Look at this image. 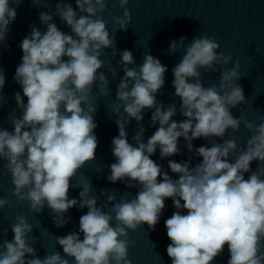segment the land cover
<instances>
[{
  "label": "clouds",
  "instance_id": "1",
  "mask_svg": "<svg viewBox=\"0 0 264 264\" xmlns=\"http://www.w3.org/2000/svg\"><path fill=\"white\" fill-rule=\"evenodd\" d=\"M20 3L0 0V45L16 19V10L10 4ZM128 3L118 0L123 9L122 17H113L119 24L118 31H127L131 23ZM76 5L82 13L79 16L69 3L58 2L55 8L72 34L59 30L53 16L41 12L39 19L46 25V32L30 26V35L19 45L23 56L14 80L21 85L27 103L19 92L15 93L22 115L17 117L15 110L10 114L14 131L0 128V160L6 161L4 168L11 175L17 200L28 201L35 213H41L47 205L57 227L68 223L65 214L69 209L86 207L87 213L79 219L83 239L75 231L56 237L65 256L54 252L41 259L29 244L33 226L19 215L11 224L13 240L0 244V264H69L65 257L74 258V264H132L129 248L135 247V241L129 238V230L135 231L142 224L155 230L166 198H172L176 209L165 220L171 241L166 251L172 264H212L225 245L230 253L227 264H264V118L256 124L246 120L242 111L239 118L233 116L231 109L248 103L238 83L245 74L240 71L239 60L231 69L217 67L229 64L232 56L218 53L220 45L214 37L196 36L172 69L174 96L180 98V114L186 118L179 123L172 120L177 112L175 104L165 109L163 102L156 100L164 87L167 67L150 54L139 67H129L135 65L133 53H120L118 63L123 65L124 76L115 98L120 104L113 112L118 117L122 107L128 118L139 123L144 110L155 109L151 124L158 122L159 128L144 143L145 129L141 126L133 136L134 146L125 130L130 120L117 119L119 134L111 142L116 162L110 165L107 179L126 182L127 187L138 184L139 191L130 200L121 197L117 201L115 190H102L101 195H107V202L113 204L109 212L97 207V197L90 195L91 179L82 186L73 185L82 187L79 200L69 198L70 181L86 163L95 160L98 147L94 134L96 107L89 99L93 86L98 82L100 93L110 95L108 78L98 72L105 66L100 57L107 48L113 50V57L117 54L114 36H110L103 17L97 15L106 10V0H76ZM186 39L181 36L179 41H171L169 54H175ZM201 69L220 71L219 85L204 87ZM109 71L116 75L110 62ZM4 84L0 69V101ZM242 122L252 133L246 148H238L234 139H224L211 147L196 148L202 162L194 167L169 160L168 167L179 174L178 179H172L150 158L157 148L161 159L179 154L180 137L192 152L193 140L223 139L228 129L238 131ZM253 161L260 162L255 171L250 167ZM245 173H250L247 179ZM8 204L6 197L0 198V209ZM181 209L187 214H181Z\"/></svg>",
  "mask_w": 264,
  "mask_h": 264
},
{
  "label": "water",
  "instance_id": "2",
  "mask_svg": "<svg viewBox=\"0 0 264 264\" xmlns=\"http://www.w3.org/2000/svg\"><path fill=\"white\" fill-rule=\"evenodd\" d=\"M58 2L69 3L81 15L77 8L76 0H21L17 6L10 4L16 10V19L9 25V32L6 35L3 45H0V69L5 76L3 87V100L0 101V128L14 131L9 116L15 110L17 117L22 115L19 109L15 93L19 92L23 102L27 103V97L23 95L21 85L14 80L17 66L22 63L23 52L19 45L22 40L29 36L31 27L35 26L43 34L46 32V25L42 24L39 15L41 12H48L53 16V21L59 30L66 34H72L70 27L56 15L55 8ZM106 10L98 13L106 21V27L110 36H114L117 54L112 56V49L107 48L101 55L105 66L98 70L103 72L109 80L110 95L104 96L100 93L98 82L93 86L92 94L89 97L92 105L96 107L94 120L97 127L94 134L98 140V147L95 152V160L85 164L77 175L70 181L68 196L70 199L79 200L81 188L74 187L75 184L89 182L93 189L90 195L97 197V207L109 212L113 204L107 202V195H101L102 190H115L116 200L121 197L130 200L139 191V185L127 187L126 182H110L107 177L110 175V165L116 162L112 154V139L119 134L116 120L125 123L127 139L135 146L133 136L142 126L145 132L142 135V142L146 143L148 138L159 128V123L151 124V115L155 109H146L142 112L144 119L137 122L128 118L123 108L117 117L113 112L114 106L120 104L116 100L117 86L124 76L123 65L120 53L129 50L133 53L135 65L139 67L147 54L158 58L168 71L165 73V84L156 94V100L163 102L165 109L170 104H175L177 112L172 120L180 122L184 119L180 114L181 101L175 97L173 87L174 76L172 69L180 62L185 48L196 36L214 37L220 47L217 50L225 54H231L232 61L227 65L217 66L220 70L231 69L239 60L240 71L245 75L238 81L244 90L247 105L241 104L231 109L234 117L239 118L241 111L244 118L249 122L259 124L264 118V0H129L126 6L131 13V23L127 31H118L119 24L113 19L114 16H123V9L119 7L118 0H106ZM86 14V13H85ZM181 36H186L184 46L177 47L175 54H169L170 43L173 40L179 41ZM63 59L67 60V57ZM109 62L112 68L117 70L113 76L109 71ZM201 77L204 87L215 83L219 85L220 71H205L201 69ZM189 82H194L190 80ZM252 133L244 127L243 122L238 131L231 129L223 139L219 137L195 139L192 141L193 151L189 152L185 147L186 141L183 137L178 139L180 153L171 157L161 159L160 150L150 157L159 164L163 171L172 179H178L179 174L172 173L168 167L169 160L176 162H188L190 167L202 162V157L195 154V149L200 146L211 147L212 143H223L224 139H234L238 148H246V142ZM191 159L189 160V158ZM230 162L231 158H230ZM6 161L0 160V198L6 197L9 204L0 209V244L4 241H11L14 234L11 224L16 222V217L23 215L32 224L33 230L29 234V244L36 250V255L43 259L45 255L59 252L65 256L63 248L57 244L56 237L66 236L75 231L79 233V219L86 214L88 209H81L79 205L69 209L65 214L68 223L63 227H57L53 220L52 211L45 205L41 213H35L30 208L28 201L19 202L13 195L14 185L7 169L4 168ZM259 161H253L250 165L255 171ZM250 173H245V179ZM264 178V177H262ZM162 180V177H158ZM183 203V201H181ZM176 211L172 198L165 199V208L160 216L155 230H150L147 224H142L137 230H129V238L135 241V247L129 248V259L132 264H172L171 258L167 255L166 248L171 243L167 237L165 220L170 218ZM181 214H187V210L181 209ZM113 225L115 221L113 220ZM81 240L83 234L79 233ZM155 245V247H154ZM27 259L34 257L27 256ZM69 264H74V258L65 257ZM230 253L227 245L223 252L215 258L212 264H227Z\"/></svg>",
  "mask_w": 264,
  "mask_h": 264
}]
</instances>
